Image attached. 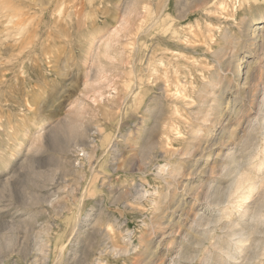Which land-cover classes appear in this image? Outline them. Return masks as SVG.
I'll list each match as a JSON object with an SVG mask.
<instances>
[{
    "label": "rangeland",
    "instance_id": "obj_1",
    "mask_svg": "<svg viewBox=\"0 0 264 264\" xmlns=\"http://www.w3.org/2000/svg\"><path fill=\"white\" fill-rule=\"evenodd\" d=\"M4 1L0 42L6 35L15 45L0 50V264H231L218 254L223 227L248 224L245 207L264 201V129L257 127L243 145L249 124L256 126L246 100L233 96L234 87L217 88L215 95H224L222 115L209 120L208 111L204 121L189 105H175L163 85L152 82L146 63L160 39L153 29L139 33L137 12L128 22L131 0ZM163 1L149 0L150 10ZM211 1L228 8L229 17L210 18L215 34L204 57L230 45L224 58L235 64L237 56L240 65L228 79L248 91L249 77H264V0H169L172 23L190 36L179 13L189 4L203 26L202 10ZM195 18L190 24L197 30ZM223 29L229 42L216 43ZM209 57L207 69L217 76L205 81L213 88L224 72L218 76ZM171 114L182 121L171 124ZM170 124L178 128L166 130ZM234 161L236 174L227 169ZM239 177L241 186L228 193ZM245 191L246 200L237 196ZM251 223L256 232L238 248L235 264H264V215ZM253 246L260 254L248 260L243 250Z\"/></svg>",
    "mask_w": 264,
    "mask_h": 264
},
{
    "label": "bare ground",
    "instance_id": "obj_2",
    "mask_svg": "<svg viewBox=\"0 0 264 264\" xmlns=\"http://www.w3.org/2000/svg\"><path fill=\"white\" fill-rule=\"evenodd\" d=\"M8 0H5L4 2H7ZM130 1V0H129ZM149 1V0H148ZM148 1L146 2V0H141L140 1V5H138V2L136 0H131V3H130V6H128V11H127V15L129 16L131 13L132 15L137 12V15H140V18H137L138 20L140 19L139 23L140 24H137V23H133V24H137L138 27L136 28L137 25H135V28L137 30H139V33L141 35H144V34H149V32L153 29V34L157 35L158 39H160L158 42H156L155 44V50H153V52H150L149 54L151 55L150 56V61L148 60L147 61V68L150 69L151 71V76L153 77L152 79V82L154 79H156L155 81L157 83H161V85H163V91L165 92L164 94H166L165 96L167 97H170L171 100L176 103L175 105H179L178 103H182L185 107L186 106H190L189 108V112H192V113H197V114H200V113H203L199 118H202V120L204 121L205 119H203L204 116H208L207 114L209 113H206L204 114L205 112H208V111H211V114H209L211 116V118L209 117V120L214 117L215 119L218 118V116H221L222 113L220 112V103H219V100L221 99V97L223 98V96H219L217 94V96L215 95L217 88L222 90V92H227L229 91L231 88L234 87V92L232 91L233 96H236L238 95L240 97V101L241 103L244 102V100H246V104L248 106H250L251 110L254 111V114L252 116V120L255 122L256 126L252 127L251 124L250 127L248 128V130L243 133V139H242V142H243V145L246 144V142H251L252 138L254 137H251V135L254 133L255 134V131H256V128L257 127H261L262 129H264V77H261L259 76L258 78H255V77H249L250 79L252 78L253 82H254V85L248 90L246 91L247 89H244V88H239L238 85H234L233 82L230 81V78L229 75L232 73H237V69L239 68V65H240V61H239V58L236 56L235 58V64L233 63V61L229 58V59H225L224 58V50L225 49V43H223L224 46L222 47H217L216 49L214 50H211V52L209 53L208 56L211 57V60L212 62H215L216 64V68L220 71H218V76L221 72H224L223 73V80L220 81L219 85H215L213 86V88L211 87V82H208V81H205V80H210L211 78L214 79V77L217 76V74L215 73L214 70H210V69H207V66L209 63H211V61L209 62L207 60V57H204L205 56V52L206 50H208V47L210 46L211 42H212V37H214V34H215V30L213 29L214 26L213 24H211V20L210 18L214 16H216V20L218 19L220 21V19H224L225 17H229V11H227V9H225V7H219V5H217L218 7H213L212 5H216V2L215 1H211L210 4H209V7L208 9H204L202 10L205 14V20H206V23L205 25L203 24V26H201L202 24L200 23V21L194 17L193 15V11H192V7H189V4H188V7L186 6L185 4V7H187L186 9H184L183 11H181L178 15V18L180 19H185L184 22H182V26L183 24L185 23L188 24L189 23V27L187 29H189L190 33L191 34L190 36L186 35L184 33V31L186 29H184L182 27V29L179 30L178 26L181 25V24H174L172 23V18H170V14H169V0H164L162 2V5L161 6H158V5H154L153 7H151V10L149 8L150 6V3L148 4ZM200 1V0H199ZM225 1V0H224ZM245 2V0H243ZM247 1V0H246ZM3 2V1H2ZM9 2V1H8ZM7 2V3H8ZM48 2V1H47ZM151 2V1H150ZM153 2V1H152ZM156 2V1H155ZM180 2V1H179ZM203 2V1H202ZM226 2V1H225ZM233 2V1H232ZM241 2V1H240ZM243 2V3H244ZM10 3V2H9ZM14 3V1L12 2ZM20 3V2H19ZM137 3V4H136ZM176 3V2H175ZM178 3V1H177ZM188 3V1L186 2ZM205 3V2H204ZM4 3H2L3 5ZM41 4V3H40ZM198 4V3H197ZM240 4V3H239ZM249 4V3H248ZM28 5V4H27ZM31 5V4H30ZM128 5V4H127ZM140 6V10L139 11H136V8H138V6ZM181 5V4H180ZM203 5V4H202ZM225 5V3L223 4ZM233 5V4H232ZM232 5H230V7H232ZM235 5V4H234ZM233 5V6H234ZM8 6V5H6ZM5 6V7H6ZM16 6V5H15ZM14 6V7H15ZM24 6V5H23ZM36 6V5H35ZM40 6V5H38ZM201 6V3L200 5ZM18 7V6H17ZM34 7V6H33ZM7 8V7H6ZM32 7H30L27 11H29ZM178 8V7H177ZM184 8V7H183ZM22 9V8H21ZM25 9V10H26ZM39 9V8H38ZM176 9V8H175ZM231 9H234V8H231ZM2 10V9H1ZM31 10H35V9H31ZM40 10V9H39ZM208 10V12H207ZM19 11V10H18ZM17 11V12H18ZM23 11V10H21ZM26 11V12H27ZM176 11V10H175ZM25 12V13H26ZM9 13V12H8ZM28 13V12H27ZM177 13V11H176ZM175 13V15H176ZM3 14V13H1ZM136 14V13H135ZM11 15V13H10ZM16 15H19L16 14ZM41 15V14H40ZM125 15V13H124ZM5 16V15H4ZM3 16V17H4ZM21 16V14H20ZM19 16V17H20ZM30 16V15H28ZM35 17V16H34ZM167 18H170L168 21H169V25L166 26V24L168 23V21L166 23H162L164 21V19ZM15 19V17H13ZM192 18H195L193 19V22L195 23V25L199 26L200 28H197V30H194L192 29V24H190L192 22ZM1 19V18H0ZM16 19H18L16 17ZM260 19V18H258ZM3 20V19H2ZM1 20V21H2ZM19 20V19H18ZM22 19H20V22H21ZM128 20V18L126 19ZM123 21V22H126L127 21ZM136 20V19H134ZM241 20V19H240ZM243 20V19H242ZM9 21V19H8ZM7 21V22H8ZM26 21V20H25ZM24 21V22H25ZM132 21V19H130V16H129V21L130 22ZM218 23H221V21ZM235 21V20H233ZM13 22V21H12ZM137 22V21H135ZM240 22V21H239ZM258 22V21H257ZM23 23V22H22ZM27 23V22H26ZM162 23L160 26H161V31L158 30L160 27H159V24ZM241 23V22H240ZM245 23V22H244ZM11 24V22H10ZM15 24V23H14ZM234 24V23H233ZM237 24V23H236ZM25 25V24H24ZM122 25V24H121ZM126 25V24H125ZM131 25V24H129ZM128 25V26H129ZM230 25H232L230 23ZM235 25V24H234ZM9 26V25H8ZM7 26V27H8ZM11 26V25H10ZM9 26V27H10ZM16 26V24H15ZM18 26V25H17ZM26 26V25H25ZM216 26V25H215ZM238 27V25H235ZM242 26V25H240ZM6 27V26H4ZM6 27V28H7ZM31 27V26H30ZM134 27V26H133ZM159 27V28H158ZM245 27V26H244ZM247 27V26H246ZM12 28V27H11ZM121 28H125L124 27V24ZM120 28V29H121ZM134 28V29H135ZM191 28V29H190ZM242 28V27H241ZM239 27V30L241 29ZM250 27H248L249 29ZM19 29V28H18ZM21 29V28H20ZM129 29V27H128ZM128 29L126 31H128ZM219 29V27H218ZM248 29L246 30V32L248 31ZM12 30L9 28L8 32ZM136 30V32H137ZM155 30V31H154ZM226 30V29H225ZM224 29L221 30V36H222V39L221 40H218V42L216 41V43H222L223 41L226 42L227 40V37H226V31ZM133 31V30H132ZM160 31V32H158ZM189 31H186V32H189ZM228 31V30H227ZM242 31V30H241ZM244 31V30H243ZM13 32V31H12ZM17 32V31H16ZM125 32V31H124ZM246 32H243L246 33ZM263 32V31H262ZM14 33V32H13ZM34 33V32H33ZM138 33V32H137ZM181 33L183 35H181ZM253 33V32H252ZM18 34V33H17ZM15 34V35H17ZM21 34V33H19ZM18 34V36H20ZM131 34V33H130ZM129 34V35H130ZM229 34V32L227 33ZM247 35L249 34L248 32L246 33ZM4 35V34H3ZM11 35V34H10ZM14 35V34H12ZM35 35V34H34ZM125 35V34H124ZM219 35V36H220ZM245 35V34H244ZM250 36L252 34H249ZM31 36V35H30ZM91 36V35H90ZM128 36V34L126 35V37ZM131 36V35H130ZM129 36V38H130ZM248 36V37H250ZM263 39H264V32H263ZM1 37H2V34H1ZM35 37V36H34ZM247 37V36H246ZM261 37V36H260ZM7 36L4 35L1 39H4L3 41L0 42V50L2 51L3 49H11L13 46L12 45H15V44H9L8 41L6 40ZM29 38V37H28ZM135 38V36H134ZM221 38V37H220ZM9 39V38H8ZM21 39V37H20ZM262 39V40H263ZM11 40V39H10ZM27 40V39H26ZM18 41V40H17ZM92 41V40H91ZM137 40H135L136 42ZM22 42V41H21ZM133 43V41H131ZM134 42V43H135ZM227 42H229L227 40ZM91 43V42H90ZM137 43V42H136ZM135 43V44H136ZM214 43V42H213ZM229 44V43H227ZM137 45V44H136ZM263 45V44H262ZM227 47L230 46V45H226ZM9 47V48H8ZM18 47V46H17ZM143 48V47H142ZM228 48H231V47H228ZM210 49V48H209ZM263 49H264V46H263ZM228 50V49H227ZM231 50V49H230ZM6 51V50H5ZM149 51V50H148ZM176 51H180V52H176ZM188 51H191V52H196L200 55V57L198 56H195V55H187L185 54L184 52H188ZM263 51V50H262ZM8 52V51H7ZM28 53V52H27ZM193 54V53H192ZM228 54V53H227ZM84 55V54H83ZM233 55V54H232ZM147 54L145 55V58H146ZM230 56V55H229ZM135 57V55H134ZM148 57V56H147ZM209 57V58H210ZM232 57V56H231ZM19 56H15V59L18 60ZM22 58V57H21ZM14 59V60H15ZM144 60V59H143ZM82 61V60H81ZM134 61V60H133ZM143 62V61H142ZM133 63V62H131ZM140 64V63H139ZM131 65V64H130ZM133 66V64H132ZM215 66V65H214ZM145 67V66H144ZM210 66H208L209 68ZM141 68V67H140ZM211 68V67H210ZM134 69V67H133ZM239 70V69H238ZM250 71V69H249ZM248 71V72H249ZM147 72V71H146ZM217 72V71H216ZM240 72V71H239ZM238 72V74H239ZM254 72V71H253ZM132 73V72H131ZM235 73V74H236ZM247 73V72H246ZM255 73V72H254ZM150 75V74H149ZM222 75V73H221ZM238 76V75H237ZM257 76V75H256ZM148 77V76H147ZM150 77V76H149ZM148 77V78H149ZM232 77V76H231ZM135 78V77H134ZM147 78V80H148ZM145 79V78H143ZM219 79V77H218ZM221 79V77H220ZM219 79V80H220ZM218 80V81H219ZM232 80V78H231ZM135 81V80H134ZM146 81V80H145ZM154 81V82H155ZM237 81V80H236ZM235 81V83H237ZM133 84V83H132ZM143 84V83H142ZM250 84V83H249ZM246 85V84H244ZM243 85V86H244ZM252 85V84H251ZM249 85V86H251ZM158 86V85H157ZM160 86V84H159ZM132 87V86H131ZM135 87V86H134ZM162 88V86H161ZM132 89V88H130ZM160 89V88H158ZM162 90V89H161ZM130 91V90H129ZM134 91V90H132ZM162 91V92H163ZM136 92V91H135ZM140 92V91H139ZM129 93V92H128ZM130 94V93H129ZM128 94V95H129ZM135 94V93H134ZM163 94V95H164ZM134 96V95H133ZM233 99V98H232ZM222 101V100H221ZM220 101V102H221ZM169 103V102H168ZM230 102H228L226 104V106L229 104ZM168 106V105H167ZM182 106V105H181ZM237 106V105H236ZM244 106V105H243ZM169 107V106H168ZM175 107V106H174ZM228 107H231V106H228ZM233 107V106H232ZM231 107V108H232ZM247 107V106H245ZM227 108V107H226ZM239 108V107H238ZM149 109V108H148ZM176 110V107L174 108ZM224 109V108H223ZM245 109V108H244ZM171 110V109H170ZM173 110V108H172ZM232 110V109H231ZM176 111H179V110H176ZM222 111V110H221ZM159 112V111H158ZM160 112H162V110H160ZM170 112V111H169ZM187 112V111H186ZM175 113V112H174ZM185 113V112H184ZM155 114V113H154ZM167 114V113H166ZM169 114V113H168ZM167 114V115H168ZM248 114V113H247ZM165 115V114H164ZM179 115V114H178ZM187 115V114H186ZM190 115V114H189ZM204 115V116H203ZM196 116V115H195ZM203 116V117H202ZM180 117H181V114H180ZM183 117V116H182ZM191 117V116H189ZM224 117V116H223ZM159 118V117H158ZM163 120L167 118V116H163L161 117ZM198 118V120H199ZM205 118V117H204ZM168 119L171 120V124L172 122H181L182 120H180V118L176 115V114H171ZM186 119V118H185ZM219 119V118H218ZM217 119V121H218ZM161 120V119H160ZM201 120V121H202ZM208 120V118H207ZM247 120V119H246ZM189 121V120H188ZM196 121V120H195ZM216 121V120H215ZM221 121V120H220ZM187 122V121H186ZM192 122V121H191ZM206 122V121H205ZM211 122V121H210ZM214 122V121H213ZM183 123V122H182ZM195 123V122H193ZM204 123V122H203ZM168 125V126H165V129H169L170 126L172 125ZM165 125V124H163ZM162 125V126H163ZM187 125V124H186ZM189 125V124H188ZM157 126V125H156ZM176 128H178L177 126H175ZM175 127H171L170 128V131L171 130H176ZM194 127V126H193ZM196 127V126H195ZM199 127V125H198ZM162 128V127H160ZM184 128V127H183ZM189 128H192V127H189ZM226 129V128H225ZM159 130V129H158ZM161 130V129H160ZM159 130V132H160ZM163 130V129H162ZM161 130V131H162ZM165 130V131H166ZM179 130V129H178ZM246 130V129H245ZM192 131H193V128H192ZM197 130H195L196 132ZM180 132V131H179ZM193 132V133H195ZM230 132V131H229ZM84 133V132H83ZM176 133V132H175ZM174 133V134H175ZM178 134V133H177ZM186 134V133H185ZM173 135V133H172ZM183 135V134H181ZM192 135V134H191ZM188 134V136H191ZM197 135V134H196ZM200 135V134H199ZM171 136V135H170ZM194 136V135H193ZM187 137V136H186ZM197 137V136H196ZM200 137V136H199ZM195 138V137H194ZM198 138V137H197ZM196 138V139H197ZM195 139V140H196ZM199 141V139L196 140V142ZM253 141V140H252ZM255 141V140H254ZM253 143V142H252ZM251 143V145H252ZM255 143V142H254ZM150 144V143H149ZM167 144V143H166ZM165 144V145H166ZM153 145V144H151ZM197 145V143L195 144ZM149 146V145H148ZM155 147V146H154ZM153 147V148H154ZM247 147V146H246ZM230 148V147H229ZM252 148V147H251ZM250 148V149H251ZM151 149V148H150ZM197 149V148H196ZM234 149V148H233ZM232 150V149H231ZM164 151V150H163ZM151 152V151H150ZM158 152V151H157ZM166 152V151H164ZM226 152V151H225ZM233 153V152H232ZM232 154L229 153L227 154V159H231V156ZM235 159V158H234ZM237 161V160H235ZM234 161V164L232 163H228V171H232L234 170L235 171V174L237 173L236 171V163ZM226 162V161H225ZM264 163V157L262 158V162L261 164ZM166 163H164L165 165ZM167 165V164H166ZM162 167V164L160 165ZM171 166V165H170ZM160 167V168H161ZM165 167V166H163ZM160 168L158 169V171L160 170ZM167 169V168H166ZM165 169V170H166ZM172 169V168H171ZM168 170V169H167ZM161 171H163L161 169ZM227 171V172H228ZM233 171V172H234ZM233 172H231L232 174H234ZM158 174V173H157ZM167 174H169L167 172ZM242 174V173H241ZM239 175V172L237 174V176ZM234 176V175H233ZM242 176V175H240ZM235 178V177H234ZM162 179V178H161ZM165 179V178H163ZM244 179H242V177L238 178V180L236 179L235 181L232 182V184L229 186L228 188V193H233V191L237 190L241 184L243 183ZM249 184V183H248ZM255 184V183H254ZM137 187V186H136ZM141 188V187H140ZM138 187V189H140ZM208 189V188H207ZM136 190V189H135ZM250 191V187H248V189H246V191ZM139 191V190H138ZM142 191V189L140 190V192ZM144 191V189H143ZM148 191V190H147ZM150 191V190H149ZM245 191V193H246ZM137 192V191H136ZM138 193V192H137ZM146 193V191H145ZM207 193V192H206ZM210 193V191L208 192ZM213 193V192H212ZM244 193V194H245ZM249 193V192H247ZM242 194L240 195H237V196H240L241 199L243 200H246L248 197H249V194ZM142 194V193H141ZM144 194V193H143ZM140 195V194H139ZM145 195V194H144ZM206 195V194H205ZM211 196V195H210ZM226 197V196H225ZM152 200V199H151ZM242 200V201H243ZM153 201V200H152ZM207 201V200H206ZM236 201V200H235ZM262 201V200H261ZM251 205L253 204H248L244 209V212L242 213L243 214V217L245 216V218L247 217L249 219V222L248 224H244L243 226L240 227V225L238 226L239 228H237V225L236 227L232 224V226H229L228 223L230 222H225L227 223L226 225L223 224L222 226L225 225V227H223L224 229H226V240L224 242L225 244L223 246H218L219 247V251L220 253L218 254H221L225 257L226 260H228L230 263L232 262L233 264H235V260L240 257V255L238 254V248H240L243 244V242L245 240H247L250 236V233H254L256 231L257 228L250 222L254 221H257L258 222V219L264 215L263 211H262V208L264 207V201H262L258 206H255L254 209L251 208ZM237 206V205H236ZM251 208V209H250ZM196 215V214H195ZM197 216L199 217L200 215L197 214ZM241 216V215H240ZM196 217V216H195ZM194 217V218H195ZM203 217V216H201ZM193 218V219H194ZM200 218V217H199ZM197 219V218H196ZM205 220V219H203ZM194 221V220H193ZM198 221V219H197ZM260 221V220H259ZM202 222V220H201ZM201 222L199 221L198 223L201 224ZM211 221L208 219L207 220V223H210ZM215 222V221H214ZM203 223V222H202ZM79 224V223H78ZM197 225V222L194 223V225ZM231 225V223H230ZM218 226V225H217ZM220 226V225H219ZM221 226V227H222ZM199 227V225L197 226ZM208 227V226H207ZM211 227V226H210ZM210 227L208 228V231H210ZM231 227V228H230ZM222 228V229H223ZM204 231V230H203ZM226 232H223L226 233ZM257 232H260L257 230ZM206 233V231H205ZM204 233V234H205ZM222 233V232H221ZM203 234V235H204ZM218 235V234H217ZM216 235V237H217ZM220 235V233H219ZM206 236V235H205ZM204 236V237H205ZM222 236V235H221ZM214 237V238H216ZM220 237V236H219ZM223 237V236H222ZM220 237V238H222ZM184 238V237H183ZM251 238V237H250ZM186 239V237H185ZM204 239V238H203ZM218 239V238H217ZM223 240V239H222ZM256 241H259L257 238L255 239ZM254 240V241H255ZM221 241V240H219ZM218 241V243L220 244V242ZM253 241V242H254ZM216 242V241H215ZM257 243V242H256ZM262 243V240L259 241V244ZM217 244V242H216ZM229 246H232L231 249ZM263 250V249H262ZM244 252V255L246 256V258L249 260V259H252L256 256H258L260 253H259V248H257L256 246H253V247H249L248 250H243ZM242 253V252H241ZM217 254V253H216ZM210 255V254H209ZM243 255V254H242ZM211 256V255H210ZM205 258V256H203ZM202 257V258H203ZM201 258V257H200ZM207 258V257H206ZM218 258V257H217ZM209 259V258H208ZM212 259V258H211ZM216 260V259H215ZM221 260V259H220ZM200 261V260H199ZM219 261V260H218ZM227 261V262H228ZM214 262V261H213ZM201 263V262H200ZM221 263V262H220ZM231 263V264H232ZM202 264H210V262L207 261V259H204ZM213 264V263H212ZM217 264H219L217 262ZM224 264V263H223Z\"/></svg>",
    "mask_w": 264,
    "mask_h": 264
}]
</instances>
